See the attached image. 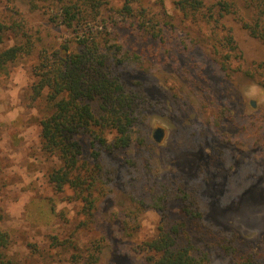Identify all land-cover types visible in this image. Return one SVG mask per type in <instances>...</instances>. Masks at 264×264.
<instances>
[{"label": "rangeland", "instance_id": "1", "mask_svg": "<svg viewBox=\"0 0 264 264\" xmlns=\"http://www.w3.org/2000/svg\"><path fill=\"white\" fill-rule=\"evenodd\" d=\"M67 1L48 5L0 0V21L11 26L2 48L32 46L0 75V229L10 236L6 253L10 264H69L71 247L65 242L72 234L79 248L99 240L102 253L97 264H142V254L133 248L154 238L159 227L168 230L186 221L179 201L164 213L141 205L165 182L196 191L203 218L186 221V230L212 264H227L214 248L233 234L239 251L261 252L264 87L256 74L264 66V45L237 21L238 16L250 17V12L241 8L237 17L204 24L185 18L173 0H130L133 17H116L115 27L106 30L103 42L126 57L122 68L126 89L142 96L138 120L144 143L133 142L116 152L115 186L99 201L92 231H84L76 229L82 220L81 204L72 199V191L66 188L57 194L48 183L49 172L58 164L40 150L41 109L29 97L41 51L75 42L73 29L55 19ZM104 1L105 20L108 8L118 10L126 2ZM202 1L208 10L217 0ZM142 15L159 37L131 25V19ZM226 31L238 55H227L230 63L224 72L216 59L225 56L220 38ZM157 127L164 130L160 143L152 137ZM107 138L110 141L112 135ZM77 140L87 158L91 138L82 134ZM53 237L64 245H56Z\"/></svg>", "mask_w": 264, "mask_h": 264}, {"label": "trees", "instance_id": "2", "mask_svg": "<svg viewBox=\"0 0 264 264\" xmlns=\"http://www.w3.org/2000/svg\"><path fill=\"white\" fill-rule=\"evenodd\" d=\"M35 1L48 5L55 3V0ZM173 1L185 18L204 24H217L226 16L237 17L243 8L245 13L250 12V17L246 14L244 18L238 16V20L235 19L251 38L264 45V0H217L208 10L202 0ZM105 5L104 0H69L60 6L56 22L73 29L75 42L72 46L62 44L56 51H41L33 67L29 96L33 106L41 109L38 120L40 150L44 155L55 158L58 164L49 172L48 183L57 194L66 188L72 191V199L81 204L82 220L76 229L84 231H92L99 201L115 186L117 168L112 158L116 152L129 148L133 142L140 146L144 143L138 120L142 96L125 87L122 78L126 62L124 54H119V49L111 51L103 42L107 40L106 30L115 27L116 17L127 20L134 14L130 0H126L121 9L108 8L110 14L106 21L101 16ZM147 23L151 21L147 22L144 15L137 20L131 19L135 30L154 39L159 37L157 31L147 27ZM10 29L11 26L0 21V75L5 74L19 57L29 54L32 48L29 43L2 48L5 33ZM228 31L223 32L220 38L221 49L225 51L222 55L225 56L216 59L224 72L228 71L230 63L227 55H238ZM256 75L264 87V66ZM82 134L91 138L87 158L83 157L77 140ZM108 135H112L110 141ZM157 191L148 203L141 202V205L164 213L172 202L179 201L186 221L201 222L203 214L195 190L165 182ZM186 221L172 225L168 230L159 227L154 238L133 248L142 254V264H212L210 255L200 253L191 243ZM123 224L120 223L121 229L127 230ZM73 235L65 242L71 247L68 263L97 264L102 253L99 240L79 248ZM52 240L56 245H64L59 244L56 237ZM236 242L235 234L223 238L214 251L224 257L227 264H264V249L256 252L248 248L241 252ZM9 244V234L0 229V264H10L6 254Z\"/></svg>", "mask_w": 264, "mask_h": 264}, {"label": "water", "instance_id": "3", "mask_svg": "<svg viewBox=\"0 0 264 264\" xmlns=\"http://www.w3.org/2000/svg\"><path fill=\"white\" fill-rule=\"evenodd\" d=\"M251 105L253 104L251 103ZM152 137L156 143H160L164 137V130L160 127L155 128Z\"/></svg>", "mask_w": 264, "mask_h": 264}]
</instances>
